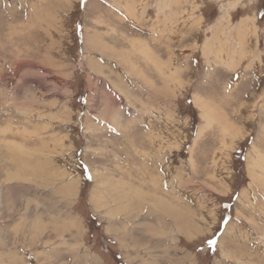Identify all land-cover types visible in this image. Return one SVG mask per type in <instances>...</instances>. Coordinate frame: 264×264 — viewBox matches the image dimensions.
Wrapping results in <instances>:
<instances>
[{
    "label": "rangeland",
    "instance_id": "rangeland-1",
    "mask_svg": "<svg viewBox=\"0 0 264 264\" xmlns=\"http://www.w3.org/2000/svg\"><path fill=\"white\" fill-rule=\"evenodd\" d=\"M0 264H264V0H0Z\"/></svg>",
    "mask_w": 264,
    "mask_h": 264
},
{
    "label": "bare ground",
    "instance_id": "bare-ground-1",
    "mask_svg": "<svg viewBox=\"0 0 264 264\" xmlns=\"http://www.w3.org/2000/svg\"><path fill=\"white\" fill-rule=\"evenodd\" d=\"M179 2V1H178ZM32 3V2H31ZM36 12V11H35ZM16 106V105H15ZM18 108V107H17ZM29 135H28V134ZM27 133H25V132H22V134H20L21 135V137H20V140L21 141H23V142H21V145H20V147H21V150L20 151H22V149H23V154H21V155H24V156H19L18 154H15V152L14 151H10L11 149H15L16 148V144H14L15 143V141H10L9 143H11V146H10V150H9V152H7V154L5 155L6 156V160L8 161V163L10 164V165H13V166H15L14 168H15V170H17V171H19V173L20 174H22L23 176H25V177H27V175H29V174H31L30 176H32L33 178L35 177L38 181L40 180V182L42 181V179H43V177H41L42 176V174H39L41 171H45V172H47V173H49V171H51L52 169H53V157L52 158H47L46 157V161H45V159H44V163H48V164H46V165H48V166H44L43 165V161L41 162V158H40V154L39 155H37V152L40 150V148L38 149V148H36L35 147V145L34 144H44L45 142L44 141H42L41 139H42V137H41V139H32V138H35L34 136H36L37 135V133H35V132H32V133H30V132H27ZM31 135L33 136V137H31ZM27 136H29V137H27ZM36 138H38V137H36ZM44 138V137H43ZM52 138V136H50V139ZM47 140V139H46ZM52 140V139H51ZM65 142V141H64ZM47 145H49V143L47 144ZM65 145V144H64ZM51 146V145H50ZM50 148V147H49ZM48 148V149H49ZM52 148V147H51ZM50 148V149H51ZM18 149V147L16 148V150ZM46 149V148H45ZM30 152V153H29ZM40 152V151H39ZM42 152V151H41ZM47 152H48V150H47ZM51 152V151H50ZM50 152H48V154L47 155H49L50 154ZM43 155V154H42ZM39 158H40V160H39ZM55 160V159H54ZM36 161V163H34ZM32 164V167L30 168V165L29 164ZM47 167H50V169L51 170H47L48 168ZM55 172H53V174H54ZM53 174H51V173H49V178L51 179V175L53 176ZM22 175H20V176H22ZM18 176H19V174H18ZM38 176H40L41 178H38ZM45 176V175H44ZM48 176V175H47ZM46 177V176H45ZM59 178V177H58ZM61 178V177H60ZM50 179H48L47 181H49ZM66 183V182H65ZM65 186H67V184H65ZM117 194V197H123V196H126L127 198H128V200H127V202L129 203H133V204H137V202L135 203V200H136V198L135 197H133V196H131L130 194H129V196H128V194L127 193H124L123 192V190H120L119 192H117L116 193ZM115 194V195H116ZM125 194V195H124ZM116 197V198H117ZM171 201V200H170ZM169 202V201H168ZM171 203H175L174 201H171ZM133 204H131V205H133ZM160 205V204H159ZM176 205V204H175ZM134 206V205H133ZM159 207H161V208H163V207H166V206H159ZM161 208L159 209V210H161ZM167 208H168V205H167ZM166 208V209H167ZM175 208V207H174ZM173 208V209H174ZM177 208V207H176ZM163 209H165V208H163ZM172 208H168L167 209V214L164 216L165 217V219H167L168 220V222H169V224H170V226L171 227H174V229L175 230H182V226H184L185 224H189V225H195V220H193V218L191 219V218H189V220H185V217L187 216H185L182 212V214L181 213H179L180 211H177L176 212V210H178V209H176L175 210V212H174V210H173ZM181 215H184L183 217L181 216ZM162 216H163V212H162ZM186 219H188V218H186ZM164 222V221H163ZM195 227H196V225H195Z\"/></svg>",
    "mask_w": 264,
    "mask_h": 264
},
{
    "label": "crops",
    "instance_id": "crops-1",
    "mask_svg": "<svg viewBox=\"0 0 264 264\" xmlns=\"http://www.w3.org/2000/svg\"><path fill=\"white\" fill-rule=\"evenodd\" d=\"M161 182H162V181H161ZM165 183H166L165 181H164V182H162L161 186H163V187H165V188H166L167 186H166V184H165Z\"/></svg>",
    "mask_w": 264,
    "mask_h": 264
},
{
    "label": "snow or ice",
    "instance_id": "snow-or-ice-1",
    "mask_svg": "<svg viewBox=\"0 0 264 264\" xmlns=\"http://www.w3.org/2000/svg\"><path fill=\"white\" fill-rule=\"evenodd\" d=\"M210 243H214V241H210Z\"/></svg>",
    "mask_w": 264,
    "mask_h": 264
}]
</instances>
